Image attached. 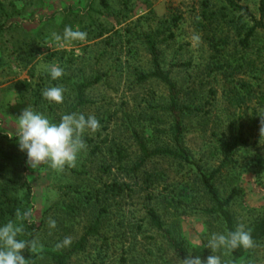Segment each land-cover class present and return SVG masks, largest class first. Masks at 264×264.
Here are the masks:
<instances>
[{
  "label": "rangeland",
  "instance_id": "374dc122",
  "mask_svg": "<svg viewBox=\"0 0 264 264\" xmlns=\"http://www.w3.org/2000/svg\"><path fill=\"white\" fill-rule=\"evenodd\" d=\"M260 1L241 4L259 20ZM204 2L0 0V166L6 167L0 181L13 178L19 197L23 184H31L30 210L41 227L36 238L43 251H69L99 220L97 233L68 264H176V253L151 224L154 209L172 235L186 241L192 256L206 260L213 254L204 247L211 233L226 229L203 212L211 204L199 168L205 174L216 170L235 138L241 139L239 147L215 185L222 198L233 189L241 191L230 206L237 224L249 228L264 216V30L244 48L240 41L254 25L251 18L232 11L224 0H208L207 16H212L206 19ZM65 26L85 31L86 40L58 48L51 33L62 35ZM150 35L163 71L177 85L179 103L199 109L183 120L190 164L156 157L136 169L140 142L149 150L176 149L169 88L151 77ZM212 39L225 40L220 53ZM51 64L64 69L61 79H51ZM83 83L91 85L77 113L94 115L99 131L85 134L87 150L75 168L62 173L46 165L32 169L27 153L13 140L16 119L31 107L58 123L77 105V85ZM56 85L67 89L60 105L42 96ZM112 184L127 186L114 196L107 192ZM50 218L55 229L48 227ZM65 237L72 243L58 250ZM40 253L32 264H56ZM217 254L223 264L229 262V254ZM241 264H264V240Z\"/></svg>",
  "mask_w": 264,
  "mask_h": 264
},
{
  "label": "trees",
  "instance_id": "16d2710c",
  "mask_svg": "<svg viewBox=\"0 0 264 264\" xmlns=\"http://www.w3.org/2000/svg\"><path fill=\"white\" fill-rule=\"evenodd\" d=\"M227 6L234 12L241 14L242 17H249L251 18L254 25L249 28V30L244 35V38L240 41V44L244 48H248L250 45L251 39L254 37L258 30H264V0L260 1V19L257 20L250 12L246 6L241 4V0H224ZM208 0H205L203 3L204 12L203 16L206 19H209L212 14L208 17L207 16V9L209 6ZM15 7V6H14ZM18 14L17 12L14 14ZM180 17L175 18L173 21L175 22V26H177ZM2 28H0L1 34ZM170 37H173V34H170ZM146 42L149 46V51L152 56L154 71L151 74V77L157 78L162 83H164L169 88L170 93V106L169 111L173 117L174 121V143L176 149H155L149 150L143 142H140V148L142 151V158L136 165V169L142 167V165L153 158L156 157H168L173 159L180 164L192 163L188 152L186 151L183 145V136L185 133L184 129V117L192 113L194 111H199V109H192L189 106L181 105L178 101L179 93L177 89V85L172 80L170 73L163 71L160 61L158 50L156 46L155 39L153 36H147ZM226 42L223 39L220 40H211V45L216 53H220V47L225 45ZM25 86H29L28 83L23 82ZM90 83H83L77 85L78 91V102L72 112H77L81 106H83V92L84 90L89 87ZM212 95H215L213 91H211ZM207 105H210L209 101ZM69 113V114H70ZM207 113V112H206ZM14 141H17V137L13 138ZM238 140L241 139H234L232 143H229L224 150V160L221 165L210 174H205L199 168L200 173V185L202 186L205 194L209 199V203L211 207H207L203 209V212L208 216H216L220 219L224 225L226 231H234L237 223L233 213L230 210L231 204L235 201V199L240 196L241 191L238 189H233L231 193L226 198H222L220 195L219 190L215 185V178L225 169L228 165L232 163L233 157L239 147ZM5 166H0V171L5 170ZM3 181H0V226H3L8 222L9 219H15V212L16 209H21L24 211L25 209L30 210V205L32 204V186L30 183H24V195L23 197H19L17 194V190L13 189V178H8L7 176L3 177ZM0 180L2 177L0 175ZM125 186L127 185H119V184H112L107 186V192L112 193L114 196H120L125 191ZM149 216L151 220V224L153 227L157 229L158 232L162 233L164 239L170 246V248L176 253L179 259H184L188 256L189 252L187 249L186 241L179 240L174 237L169 229L165 227V223L161 219L160 215L154 210L149 211ZM98 224L99 220L95 223L94 226L89 228L81 240L72 247L69 251L65 253H55L50 251H43L40 253L42 256L50 257L56 264H68V261L71 256L74 254L81 252L85 249V245L87 239L90 235L96 234L98 231ZM25 233L22 236H19V239L30 240L36 238L40 232V226H38L33 220L32 223H28L27 221L24 222ZM252 230V238L255 242V247L250 250H245L243 248H238L237 250L229 253V262L227 264H241L243 261L251 258L255 249L263 242L264 240V216L257 218L251 226L249 227ZM26 259L31 261V264L35 261L38 255L28 252L27 250L23 253ZM125 262V259H123ZM125 264V263H124Z\"/></svg>",
  "mask_w": 264,
  "mask_h": 264
},
{
  "label": "clouds",
  "instance_id": "9594fccd",
  "mask_svg": "<svg viewBox=\"0 0 264 264\" xmlns=\"http://www.w3.org/2000/svg\"><path fill=\"white\" fill-rule=\"evenodd\" d=\"M87 38L85 31L75 30L71 26H65L63 34L51 33V39L58 48L63 49L72 42H83ZM49 73L52 80H59L64 75V69L58 64L49 65ZM67 91L63 86H50L42 91L44 99L57 105L63 104L64 94ZM17 120V141L19 149L27 153L28 164L32 169L46 165L56 172H64L66 168H75L78 156L86 152L87 143L84 140L86 133H96L101 125L94 115L87 117L83 113L72 112L60 117L58 123L52 122L44 114L26 107ZM260 135L264 136V117L261 118ZM33 212L31 210L16 209L15 219H9L6 224L0 226V264H31L23 253L43 251V244L39 238L30 240L19 239L24 235V222L32 223ZM48 227H57L54 219H49ZM70 237L56 245L59 250L70 246ZM204 247L211 250L212 255L206 260L200 256H192L191 251L184 259L176 258V264H223L221 255L229 254L238 248L250 250L255 247L252 238V230L246 228L243 223H238L234 231L211 233Z\"/></svg>",
  "mask_w": 264,
  "mask_h": 264
}]
</instances>
